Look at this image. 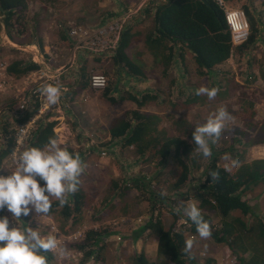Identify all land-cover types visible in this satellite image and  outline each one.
<instances>
[{
  "label": "rangeland",
  "instance_id": "1",
  "mask_svg": "<svg viewBox=\"0 0 264 264\" xmlns=\"http://www.w3.org/2000/svg\"><path fill=\"white\" fill-rule=\"evenodd\" d=\"M143 2L145 0H56L53 3L31 1L24 16L26 20H31V25L36 24L35 34L41 36L45 42L43 53L39 51L37 44L32 43L42 54L43 59L40 62L43 61V64L40 66V72L28 74L20 79L12 78L4 73V69L6 70L14 58L34 61L36 53L29 50L32 47L25 48V45H18L8 39L1 25L0 15V130L3 124L11 122L4 110H16L14 114H22L24 109L20 106L27 107L30 102L34 103L36 94L45 98L40 91L41 86L54 85L53 80L59 75L60 83L55 86L60 87L62 95L57 105L50 106L49 112L52 114L54 109L60 111L55 118L64 119L72 131L70 145L61 147L71 149L72 153H79L85 166L79 185V191L83 194L80 216L73 224L72 221L68 223V232L62 233L59 230L57 211L49 216H36L33 211L28 216L22 215L21 223L25 227L37 228L43 236L51 233V225L57 228L56 238L61 245L53 252L56 264H133L137 254H143L148 262L155 264L157 239L143 227L153 216L160 219L167 229L174 222V217H177L179 229L185 238L191 237L196 241L192 250L194 255L188 254L187 264H237L236 257L225 245H217L210 238L202 240L186 231L188 216L183 208L187 201H196L193 197L196 194L194 187L200 179L202 169L193 170L190 173V182L181 190L173 191L171 186L179 175L175 165L168 161L166 166L161 168L156 165V160L142 162L133 147H122L119 141H112L107 133L111 120L136 107L130 101H125L120 106H112L102 96L104 90L113 83V86H118L121 96L128 93L140 95L145 91L152 101L141 111L162 117L161 126L175 136L178 134L171 130L170 115L184 118L198 126L204 124L207 117L218 107H226L234 119L226 122L219 140L210 144L216 151H222L221 163L225 165L234 159V149L243 152L242 158L245 160L264 159V145L244 147L242 137L233 135V141L225 135L234 127L251 134L236 116L238 105L235 97L186 111L174 113L169 110L170 102H175L190 92V85H194L197 90L201 86L218 88L219 83H222L221 76L215 79L198 76L190 53H185L181 60L175 52L174 62L165 73L163 67L147 50L144 51L143 41H140L127 52L129 58L141 68L144 76L125 75L124 71L118 76L111 62L114 50L112 48L118 40L127 15L130 20L139 21L134 24L135 29L143 31L144 34L152 26L150 15H133ZM229 4L239 10H243L242 6L250 5L258 21L259 34L247 54L239 55L234 52L229 60L219 66V70L231 75L236 82L245 84L247 93L255 100L258 121L264 117V82L258 72L259 68L264 69V7L261 0H233V3ZM150 5L152 13L154 4ZM61 29L67 34L71 47L61 44ZM23 47L24 50L21 49ZM98 75L103 76L107 83V86L100 90L92 87L93 78ZM80 77L87 80V89L84 91L78 89L77 82ZM72 88L76 90L73 95L69 94ZM118 95L114 94L116 97ZM42 118L43 116L39 119ZM17 127H13L14 133ZM2 143L0 136V147ZM19 154L20 151H16L2 161L0 175L11 174ZM204 162V159L197 157L195 166H203ZM142 180L149 182L147 189L142 186ZM155 188L158 192L154 193L158 196L147 192L155 191ZM245 199L263 218L264 188L258 186L245 194ZM53 201L56 199L52 198ZM177 208L180 210L177 211ZM3 216H8L10 226H15L16 222L12 220V214L6 208L0 211V217ZM234 216L241 218L238 213ZM212 217L214 226L219 227V217ZM241 219L250 221L247 217ZM94 228L116 231L105 237L104 247L96 250L99 255L95 254L83 261L82 253L73 248L65 249L66 245L81 241L84 233Z\"/></svg>",
  "mask_w": 264,
  "mask_h": 264
},
{
  "label": "trees",
  "instance_id": "2",
  "mask_svg": "<svg viewBox=\"0 0 264 264\" xmlns=\"http://www.w3.org/2000/svg\"><path fill=\"white\" fill-rule=\"evenodd\" d=\"M31 1L53 3L56 0H0L1 25L11 42L22 46L37 44L39 51L43 53L44 42L41 36L35 34L36 24L31 25V20L28 18L26 20L24 16ZM150 4H154L152 13ZM261 5L264 7V0H261ZM249 6H242L249 26V37L245 43L233 47L224 14L211 0H151L142 10V14L152 17V26L144 34L143 31L135 29L134 24L139 21L132 20L125 24L113 50L112 66L116 69L118 76L121 75V71H124L125 75L144 76L141 68L129 58L127 52L140 41H143L144 51L147 50L151 57L163 67L165 73L174 62L175 52L181 60L185 53H190L198 76L214 79L222 77V83H219L218 87L219 92L214 99L209 100L206 95H196L194 85H190V92L185 97L170 102L169 110L174 113L186 111L196 106L220 103L235 97L238 105L236 116L251 134L234 127L225 135L233 141L235 140L232 138L233 135L242 137L244 147L264 145V117L256 120L254 98L247 93L245 84L236 82L231 75L219 70V66L229 60L234 52L239 55L247 54L249 48L258 39V21ZM59 38L62 45L71 47L70 40L63 29L60 30ZM39 70L40 65L32 60L17 58L12 59L6 67V73L14 79H20ZM258 72L261 81L264 82V69L259 68ZM77 84L79 90L87 89V80L85 81L84 77L82 79L80 77ZM75 93L76 90L73 88L69 92L71 95ZM114 94L119 95L116 97ZM102 96L112 106H120L125 101L133 102L136 106L108 123L107 133L110 139L119 141L122 147H133L142 162L156 160V165L161 168L166 166L168 161L175 165L179 175L171 186L173 191L181 190L190 182V173L193 170L202 169L200 179L194 187L196 194L193 197L198 202L204 219L211 224L210 239L217 245H225L236 257L237 264H264V217H260L250 202L245 199V194L258 186L264 188V159L245 160L242 158L243 152L234 149L232 154L234 159L239 161L240 166L233 168L231 172L225 171V165L220 160L222 151H216L210 146L212 155L207 158L195 151L193 132L196 125L184 118L170 115L171 130L178 134L175 136L161 126L162 117L142 112L141 109L150 105L152 101L145 91L140 95L128 93L121 96L118 86H113L111 83ZM36 103L38 100L35 99L32 107L30 106L31 111L26 112L20 119L14 118L1 126L0 136L3 143L0 147V166L2 161L15 150L13 127L24 124L37 115L39 106ZM49 116L48 111L42 119L36 121L35 130L26 141L25 147L43 149L50 137L56 138L53 132L56 123L49 122ZM69 151L72 152V150ZM197 157L204 159L203 166H195ZM212 171L219 172L220 178L216 182H213L209 175ZM41 184L43 186V182ZM141 184L144 189L149 187L147 180H142ZM147 192L152 196H158L154 193L158 192L157 188L155 191ZM81 194L79 190L75 194H69L68 204L63 207L58 200L52 202L51 211L47 215L57 211L58 228L62 233L68 232V223L72 221L73 224L80 216L83 199ZM235 213L240 214L241 218H250V221H243L240 217L234 216ZM214 215L220 219L219 227L213 224L212 216ZM186 224V231L189 234L199 236L196 225L189 218H186ZM143 228L156 236L155 264L188 263V254L184 252L186 238L179 229L177 217H174V222L166 229L160 219L151 216ZM113 233L116 231L103 228L89 229L84 233L81 241L70 243L65 246V249L73 248L82 253L83 261H87L95 254H100L96 250L103 248L105 237ZM46 255L49 264H56L55 255L52 252ZM133 264L152 263L148 262L143 254H137Z\"/></svg>",
  "mask_w": 264,
  "mask_h": 264
},
{
  "label": "clouds",
  "instance_id": "3",
  "mask_svg": "<svg viewBox=\"0 0 264 264\" xmlns=\"http://www.w3.org/2000/svg\"><path fill=\"white\" fill-rule=\"evenodd\" d=\"M150 1L145 0L147 4ZM226 2L230 6L229 2ZM230 7L233 8L232 6ZM141 9L142 7L135 10L133 15L138 16L142 14V11L140 12ZM129 21L132 20L127 15L123 26ZM29 46H32V44ZM41 55L39 52L40 58L42 57ZM41 64H43V61H41ZM39 71H41V67ZM106 86L107 83H105L103 88ZM40 91L50 106L59 103L62 95L59 86L45 84L41 86ZM218 92L219 89L216 87L201 86L196 90L195 94L206 95L209 100H212L217 96ZM4 111L11 121L15 118L14 115L16 114L14 113L16 110L15 112ZM55 111H58V114L60 113L58 109H54L52 114ZM24 113L26 111L17 115L22 117ZM45 113L40 117L44 116ZM52 114L48 117V121ZM36 116L34 117L35 123L40 118H36ZM55 117L49 122H53L54 120L58 122L63 121L71 131L70 126L64 119ZM232 119L234 118L224 106H220L212 112L204 124L195 127L193 132V142L196 146L195 151L202 154L205 158L210 157L212 155L210 144H215L219 140L226 122ZM57 121H54L56 123L54 128L58 124ZM53 132L55 134L54 129ZM55 137H50L43 149L31 146L21 148L20 154L15 161V169L11 170V174L8 176L0 175V211L6 208L12 214V220L16 222L15 226H10L8 216L0 217V264H49L46 254L49 252L53 253L58 247L57 238L52 233L43 236L37 228L31 226L25 227L21 223L22 215L28 216L33 211L36 213V216L49 214L52 208V198L58 200L61 207L65 206L68 204L69 194H75L79 190L81 176L85 170L84 163L79 153H72L69 151L71 149L68 150L67 147H61L70 145L72 137L65 145L59 143L56 134ZM14 152L16 151L14 150ZM225 159H228L227 154L225 155ZM239 166V161L233 159L230 163L225 164V171L231 172L233 168H238ZM209 175L212 177L213 182L218 181L220 178L218 171H212ZM41 182H43V186ZM179 210L177 208V211ZM183 210L196 225L199 238L202 240L209 239L212 236L211 224L204 219L198 203L194 200H189L186 202ZM195 243L194 238H186L184 252L193 256L192 250Z\"/></svg>",
  "mask_w": 264,
  "mask_h": 264
},
{
  "label": "built area",
  "instance_id": "4",
  "mask_svg": "<svg viewBox=\"0 0 264 264\" xmlns=\"http://www.w3.org/2000/svg\"><path fill=\"white\" fill-rule=\"evenodd\" d=\"M224 14L225 22L228 27L230 38H231V44L233 47L240 46L241 44L245 43L249 37V26L245 17V14L241 10H237L234 8H231L225 0H211ZM30 47V46H25ZM24 50V47L21 48ZM40 72V71H39ZM4 73H6V70L4 69ZM31 73L32 75L36 74ZM6 76V74H5ZM59 75L56 76L53 80V84H59ZM105 78L103 76H95L92 81V87L95 89H100L105 86ZM35 98L38 100L39 108L37 111L36 118L43 115L50 107V104L47 103L46 98H42L41 96L36 94ZM32 107V102L29 103L27 107L24 105H21V109H24V111H30ZM23 111V110H22ZM15 118H20L21 116H18L17 114L14 115ZM35 130V118L29 120L28 122L19 125L16 128L15 133V142H16V149L15 151H20L21 148L25 146L26 141L31 137L32 132ZM55 134L57 136V139L60 144L65 145L70 141V138L72 137L71 131L69 127L63 122L59 121L56 127L54 128ZM258 155V152H257ZM259 159V158H258ZM50 232L56 236L58 233V230L55 226L51 225ZM57 244L61 245V242L57 240Z\"/></svg>",
  "mask_w": 264,
  "mask_h": 264
},
{
  "label": "crops",
  "instance_id": "5",
  "mask_svg": "<svg viewBox=\"0 0 264 264\" xmlns=\"http://www.w3.org/2000/svg\"><path fill=\"white\" fill-rule=\"evenodd\" d=\"M144 3V4H143ZM143 3H141L140 5H139V8L140 7H142V9H143V7L145 6V5H147V3L146 2H143ZM229 3H233V1H231V2H229ZM142 9L140 10V12L142 11ZM142 13V12H141ZM43 42H44V40H43ZM45 43V42H44ZM30 47H32V48H30L29 50L30 51H34L36 54H34V61L33 62H39V65L41 66V62H40V60L42 59V58H40V56H39V52L37 51V49L35 48V45H32V46H30ZM34 47V48H33ZM44 48V47H43Z\"/></svg>",
  "mask_w": 264,
  "mask_h": 264
},
{
  "label": "water",
  "instance_id": "6",
  "mask_svg": "<svg viewBox=\"0 0 264 264\" xmlns=\"http://www.w3.org/2000/svg\"><path fill=\"white\" fill-rule=\"evenodd\" d=\"M56 114H58V111H55V112L51 115V117L49 118V121H52V120L54 119V117H55Z\"/></svg>",
  "mask_w": 264,
  "mask_h": 264
}]
</instances>
